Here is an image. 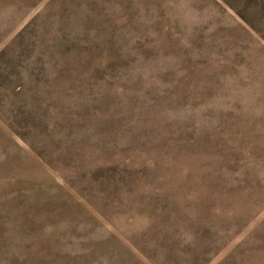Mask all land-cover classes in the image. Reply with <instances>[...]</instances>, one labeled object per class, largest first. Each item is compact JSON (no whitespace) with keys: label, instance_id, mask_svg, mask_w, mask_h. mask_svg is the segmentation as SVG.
<instances>
[{"label":"rangeland","instance_id":"1","mask_svg":"<svg viewBox=\"0 0 264 264\" xmlns=\"http://www.w3.org/2000/svg\"><path fill=\"white\" fill-rule=\"evenodd\" d=\"M0 264H264V0H0Z\"/></svg>","mask_w":264,"mask_h":264}]
</instances>
